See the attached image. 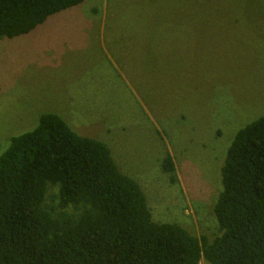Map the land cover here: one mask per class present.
Listing matches in <instances>:
<instances>
[{
    "label": "rangeland",
    "instance_id": "1",
    "mask_svg": "<svg viewBox=\"0 0 264 264\" xmlns=\"http://www.w3.org/2000/svg\"><path fill=\"white\" fill-rule=\"evenodd\" d=\"M45 114L106 143L154 222L212 238L225 149L264 115V0H85L0 40V155Z\"/></svg>",
    "mask_w": 264,
    "mask_h": 264
},
{
    "label": "trees",
    "instance_id": "2",
    "mask_svg": "<svg viewBox=\"0 0 264 264\" xmlns=\"http://www.w3.org/2000/svg\"><path fill=\"white\" fill-rule=\"evenodd\" d=\"M85 0H0V40L28 35ZM213 204L216 234L151 218L110 149L53 114L0 155V264H264V115L231 138ZM161 167L176 184L165 152Z\"/></svg>",
    "mask_w": 264,
    "mask_h": 264
},
{
    "label": "crops",
    "instance_id": "3",
    "mask_svg": "<svg viewBox=\"0 0 264 264\" xmlns=\"http://www.w3.org/2000/svg\"><path fill=\"white\" fill-rule=\"evenodd\" d=\"M87 97H89V95L87 96ZM64 120V119H63ZM65 121V120H64ZM92 137V136H91ZM93 139H94V137H92Z\"/></svg>",
    "mask_w": 264,
    "mask_h": 264
}]
</instances>
